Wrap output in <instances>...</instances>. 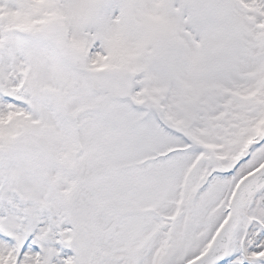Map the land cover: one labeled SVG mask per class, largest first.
<instances>
[{
  "label": "snow or ice",
  "instance_id": "obj_1",
  "mask_svg": "<svg viewBox=\"0 0 264 264\" xmlns=\"http://www.w3.org/2000/svg\"><path fill=\"white\" fill-rule=\"evenodd\" d=\"M0 264H264V0H0Z\"/></svg>",
  "mask_w": 264,
  "mask_h": 264
}]
</instances>
